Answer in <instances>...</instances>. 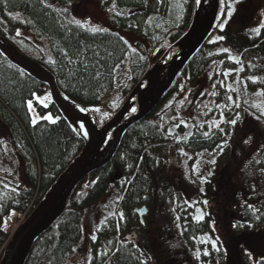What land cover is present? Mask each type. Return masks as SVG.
<instances>
[{
	"label": "trees",
	"instance_id": "1",
	"mask_svg": "<svg viewBox=\"0 0 264 264\" xmlns=\"http://www.w3.org/2000/svg\"><path fill=\"white\" fill-rule=\"evenodd\" d=\"M91 1L0 0V36L20 53L18 47L27 44L28 53L36 58L30 60L54 76L65 96L83 107L99 108L102 126L119 108L104 105L114 89L117 66L128 59L130 76L124 99L188 30L194 0H180L177 24L155 41L147 38L146 23L151 16L167 11L168 0ZM79 3L81 11L76 7ZM261 13L252 26L238 28L236 17L247 23L251 20L249 15H235L223 31L217 28L221 21L217 19L211 36L225 39L209 43L210 36L193 55L157 108L126 132L110 162L86 177L72 193L63 215L35 242L26 264H67L73 249L81 245L88 249L86 264H252L245 249L259 259L264 253V215L256 220L246 204L264 213V176L260 172L264 168V117L237 125L230 143L216 157L215 175L204 187L207 215L199 222L195 209L200 190L190 171L199 151L212 150L225 140L228 130L222 134L212 123L231 119L236 113L235 96L223 83V70L231 66L226 56L236 57L242 65L246 90L260 91L264 97V30L260 36L251 31L264 19ZM98 14L105 18V25ZM74 19L89 23L80 28ZM90 26L109 31L92 33ZM19 30L32 32L45 42L46 49L17 35ZM223 48L230 51L222 52ZM49 59L56 63L49 64ZM21 72L0 54V165L7 166L0 172V255L10 233L6 222L30 213L83 148L51 103L47 88ZM252 76L257 78L255 83L248 79ZM172 95L181 99L159 112ZM29 100L40 116L51 115L57 122L42 119L33 125ZM181 121L192 131L186 140L177 141L168 130ZM249 136L253 140L245 144ZM7 151L14 155L13 162H8ZM86 219L93 224L89 235ZM154 220L157 224H150ZM237 221L251 222L253 227L233 229L231 225ZM204 234L211 240L219 237L220 252L211 248L208 256L203 255L198 238ZM92 235L97 237L95 242ZM197 250L199 259L194 255Z\"/></svg>",
	"mask_w": 264,
	"mask_h": 264
},
{
	"label": "water",
	"instance_id": "2",
	"mask_svg": "<svg viewBox=\"0 0 264 264\" xmlns=\"http://www.w3.org/2000/svg\"><path fill=\"white\" fill-rule=\"evenodd\" d=\"M220 0H194L191 24L133 87L116 113L99 126V111L74 103L58 88L54 76L23 56L0 36V54L11 65L47 88L51 103L71 131L83 143L81 152L57 177L40 202L3 249L0 264H26L35 242L61 218L70 196L86 177L106 166L126 132L146 119L161 103L178 75L212 33ZM132 109H135L133 111ZM84 125L81 129V125Z\"/></svg>",
	"mask_w": 264,
	"mask_h": 264
},
{
	"label": "rangeland",
	"instance_id": "3",
	"mask_svg": "<svg viewBox=\"0 0 264 264\" xmlns=\"http://www.w3.org/2000/svg\"><path fill=\"white\" fill-rule=\"evenodd\" d=\"M85 1L90 2V3L92 2L91 0H85ZM168 2H169L168 9L163 15H153L149 18V20L146 23L145 34L147 38L152 41H155L157 37H160L165 32H167L171 27L175 26L180 18V15H181L180 0H168ZM229 2H231V0H225V4H228ZM81 6H82V3H79V5H76L77 10L81 11ZM234 7L236 11L233 17L239 14V18H240V16L243 14V16L249 15L250 20H251L250 23H247L243 17L240 18V20L238 19V17H236L235 19V24L237 25L236 27L237 28L240 26L247 27V26H252V24L256 23L258 19L257 17L258 14H260L264 10V2H262V0H247V3H245V0H242V3L235 4ZM94 8L95 10H97L96 4H94ZM83 10H84V7H82V11ZM226 11L227 9H225V12ZM98 16L100 17V21L102 25H105L106 24L105 18L100 14H98ZM221 22L222 21H220L219 23ZM232 24H233V21H232ZM19 33L21 36H24L27 40L29 39L34 44H36V46L40 50L46 49L45 42L39 39L38 37H36L32 32L19 30ZM216 36H217L216 34H213L210 37V40H213ZM23 47L24 46L18 47L19 50L22 52L21 54L27 58L29 57V59L35 60L36 58L30 53H28L27 51L28 45L26 44L25 48ZM226 58L231 63V66L223 70L224 72L230 71V75L227 77L223 75L224 72L222 73L224 87L230 90L234 94L235 100H236L235 104H239V107H236L235 115L231 117V119H235L237 113H239L240 119L238 120L237 124L234 127L231 124L226 122L231 119L222 118V119L215 121V123H212L213 126L216 129H218L222 134H224V132L228 130V133L224 134L225 140L218 144V145L223 144L224 148L230 143L231 138H232V132L237 125L241 124L243 121H246L247 124H249V121L250 123H252L254 119L260 116L261 111H264L263 94L260 91L249 92L246 90L244 86V82L242 79L243 69H242V65L240 64L239 60L238 59L230 60L229 56H226ZM129 76L130 75H129L128 59H126L115 69L114 89L112 93L104 101V105L109 106L111 110L120 106L121 103L125 100V98L123 99V96H124L123 91L125 87L128 86ZM257 93H260V95H257ZM185 97H186L185 95L182 96V98H185ZM178 98L180 100L181 96L172 95L171 97H169L167 101L164 103V105L160 108L161 110H159V112H163L164 110L169 109L173 104H175ZM188 104L189 103L183 106L184 109L187 108ZM253 105H259L260 107H254ZM28 111H29L31 120L33 118H35L37 121L42 120V116H40V114L36 111L33 104H32V109L31 110L28 109ZM216 124H218L219 127H216ZM180 127H182L183 130H180ZM220 129H223V131H221ZM191 131H192V127L190 125L179 122L176 125H173L169 128L168 134L170 136L175 137L177 141H184L186 140L184 139L185 137L187 138L189 137V135L191 134ZM217 146L212 150L199 151L195 156V162L190 171L191 172L190 176L192 180L199 185V190H200V194H199L200 196H199L197 206L195 209V217L201 214H203L204 217L207 215L208 204L203 203L204 201H206V199H204L203 197L204 187H205L206 182L209 181V179L213 178L215 175V171H214L215 166L207 163V161L213 158V154L218 153L219 150ZM6 154H7L8 162H13L14 155L9 151H7ZM217 156L218 155H216V157ZM6 167H7L6 164L0 165V172H5ZM209 172H212V175H208ZM201 177L205 178L203 183L201 182ZM201 189H203V191H201ZM140 217H142V215H140ZM150 224H157V221L154 220L153 223L151 222ZM159 224H163V223L159 222ZM92 225L93 224H91V221L89 219H86L85 227H86V232L88 235L90 234V230H92ZM210 241H211L210 236L206 234L201 235L198 238V242L203 245L205 251H209L212 248ZM87 254H88L87 247L85 245H81L69 257L67 264H86L87 259H88Z\"/></svg>",
	"mask_w": 264,
	"mask_h": 264
},
{
	"label": "snow or ice",
	"instance_id": "4",
	"mask_svg": "<svg viewBox=\"0 0 264 264\" xmlns=\"http://www.w3.org/2000/svg\"><path fill=\"white\" fill-rule=\"evenodd\" d=\"M42 2H43V0H42ZM200 3H201V0H196V4H197V5H200ZM240 3H242V0H231V2H229L228 4H225V0H220V14L217 16V19H220L222 22L219 23V24L217 25V27H218L221 31L224 30L225 25H226V24L228 23V21L233 17V15H234V13H235V11H236L234 5H235V4H240ZM225 9H227L226 12H225ZM64 11L67 12L68 9H65ZM261 15L264 16V12H262ZM73 22H74L77 26H79L80 28H85L86 24L89 23L88 21H83V22H82L80 19H74ZM88 30L91 31L92 33H97V32H108V31H109L107 28H102V27H97V26H90V27L88 28ZM262 30H264V19H262V20L259 22L258 26L253 27V28L251 29V31L254 32L257 36H260V35H261ZM17 35H20L19 31H17ZM121 39L123 40V37H121ZM224 39H225V37H224L223 35H218V36H216L213 40H210L209 43H215V42H217V41H223ZM124 43L127 44V41L125 40ZM133 51H135V49H133ZM221 51H222V52H225V53H228L230 50H229L228 48H223V49H221ZM65 55H68V54L65 53ZM209 55H211V53H209ZM141 59H143V57H141ZM229 59H230V60H237L236 57H233V56H231V55L229 56ZM237 62H238V61H237ZM48 63L54 65V64L56 63V61H54V60H52V59H49ZM69 63H72V60H71V59L69 60ZM21 75H23V72H21ZM223 75H224L225 77L229 76V75H230V71H225V72L223 73ZM248 79L252 80V82L255 83L257 78L254 77V76H252V77H249ZM181 91H183V85L181 86ZM189 91H190V90H189ZM201 95H204V93H201ZM211 95L215 96L216 93H215V92H212ZM257 95H260V93H257ZM44 99L47 100L48 97H45ZM186 99H187V97H185V100H186ZM228 99H229V100H232L233 98H232L231 96H229ZM183 102H184V101L182 100L181 103H183ZM233 103L235 104V101H233ZM235 106H236V107H239V104H235ZM253 106H254V107H260L259 105H253ZM27 107H28L29 110L32 109V102H31V100H29V101L27 102ZM166 107H167V106H166ZM218 107H219V105H218ZM79 110H80L81 112H86V111H88V109H87V108H84V107H80ZM132 110L135 111V109H132ZM93 111H99V109H93ZM105 115H108V114L105 113ZM222 115H223V114H222ZM261 117H264V111H261L260 116H258L257 119H260ZM42 119L47 120V121H50V122L53 123V124H55V123L57 122L55 119H53V117H52L51 115H45V116L42 117ZM239 119H240V115H239V113H237L235 119H231V120H228V121H226V122L229 123V124H231V125L234 127V126L237 124V122H238ZM31 123H32L33 125H35V124L37 123V120H36L35 118H33V119L31 120ZM181 123H184V122L181 121ZM213 123H215V122H213ZM177 126H179V125H177ZM83 127H84V125L82 124V125H81V129H83ZM216 127H219V125L216 124ZM220 130L223 131V129H220ZM208 134H209L208 132H204V135H205V136H208ZM262 134H264V133H262ZM184 139H187V137H185ZM252 140H253V138H252L251 136H249L247 139L244 140V143H245V144H248V143H249L250 141H252ZM217 148H218V150H219L218 153L213 154V158L210 159V160H208L207 163H209V164H211V165H215V164L217 163L216 155H219V154H222V153H223V151H224V145H223V144H222V145H218ZM180 151H181V153H182L183 155H187L186 153H184L183 149H181ZM256 163H260V161L257 160ZM260 172H261V176H264V168H262V169L260 170ZM208 175H212V172H209ZM204 180H205V178H204V177H201V182H202V183L204 182ZM92 183L95 184L96 181H92ZM4 187L7 188V187H9V185H8L7 183H5V184H4ZM12 191L15 192V191H16V188H13ZM201 191H203V189H201ZM253 191H256V186H255V185H253ZM117 199L120 200V199H123V197H118ZM203 203H204V204H207L208 202H207V201H204ZM106 207H107V206H106ZM246 208H247L249 211H251V212L253 213V215L255 216L256 220H260V219H261V216L264 215V213H260V209L256 208V207H255L253 204H251V203H247V204H246ZM198 211H199V210H198ZM258 213H260V214H258ZM114 214H115V213H111V212L109 213V215H114ZM119 215H120V219H121V221H123V220H124V215H123V213H120ZM203 219H204V215H203V214L198 215V216L195 217V220H196L197 222L202 221ZM106 220H107V217L105 218V220L100 221V223L103 224V223H105ZM141 223H144V222L141 221ZM231 227H232L233 229H241V228H245V227H247V228H252V227H253V224H252L251 222H248L247 224H245V223H241L240 221H237V222L233 223V224L231 225ZM117 230H119V225H117ZM91 239L95 242L96 239H97V237H96L95 235H92ZM206 242H207V241H206ZM109 243H111V242H109ZM210 243H211L212 249H213L215 252L218 253V252L221 251V247L219 246V237H217L216 239L211 240ZM261 244H262V246H264V241H262ZM73 251H75V249H73ZM209 254H210V253H209L208 251H204V252H203V255H204V256H208ZM244 254H245L250 260H252V264H264V253H261V254H260L259 259H256V258L253 256V253H252L251 251H248L247 249H245V253H244ZM194 255H195V257H196L197 259H199L200 256H201V252H200L199 250H197V251L194 253ZM142 264H143V262H142Z\"/></svg>",
	"mask_w": 264,
	"mask_h": 264
},
{
	"label": "built area",
	"instance_id": "5",
	"mask_svg": "<svg viewBox=\"0 0 264 264\" xmlns=\"http://www.w3.org/2000/svg\"><path fill=\"white\" fill-rule=\"evenodd\" d=\"M23 219H24V216H22V217L19 219V221H18L16 224H14V226H13V231H15V230L18 228V226L20 225V223L22 222Z\"/></svg>",
	"mask_w": 264,
	"mask_h": 264
}]
</instances>
